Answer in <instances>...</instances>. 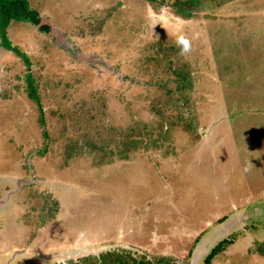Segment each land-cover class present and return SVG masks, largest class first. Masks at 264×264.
<instances>
[{"label": "rangeland", "instance_id": "obj_1", "mask_svg": "<svg viewBox=\"0 0 264 264\" xmlns=\"http://www.w3.org/2000/svg\"><path fill=\"white\" fill-rule=\"evenodd\" d=\"M28 1L50 31L8 28L27 61L0 41V264L108 251L206 264L223 239L210 264H264V0ZM181 36L190 51L172 57ZM170 62L194 77L193 128L151 112L158 82L178 91ZM100 101L117 142L66 165L73 129L53 113Z\"/></svg>", "mask_w": 264, "mask_h": 264}, {"label": "trees", "instance_id": "obj_2", "mask_svg": "<svg viewBox=\"0 0 264 264\" xmlns=\"http://www.w3.org/2000/svg\"><path fill=\"white\" fill-rule=\"evenodd\" d=\"M150 3H156V0H146ZM28 0H0V41L1 45L8 51H14L17 55L22 58L23 60L27 61V57L24 54H21L20 51L14 47L8 38L7 30L12 25L13 22L15 23H32L34 26L38 27L39 31L43 33H48L50 28L48 26L39 27L41 24V17L37 10L31 9ZM182 15L189 16L190 11H186L183 8L180 9ZM164 50V48H162ZM167 51H172L170 56H175L181 54L180 47H172L167 48ZM171 70L168 77L175 76L177 78V86L178 91L175 93L173 90H161V87H167L166 85L156 84L157 91L162 93L164 92V96L159 95L153 96L154 101L151 103V112L156 115V117L160 118V122H164L165 126L171 125V128H177V124L180 123H187L190 122V126H194L193 122L184 120L186 116L183 115L185 107H188L187 97L189 96V92L193 89L191 83L194 82V77L192 76L190 70L187 68H181L178 70L175 68L173 62H170ZM146 76V75H145ZM199 77H195V80ZM166 78V77H165ZM146 79V78H145ZM71 80V79H70ZM70 80L66 81L67 87L70 85ZM29 82V89H28V96L32 99L35 103L40 105V97L37 96L38 88L35 86L34 78L33 80L30 78ZM69 82V83H68ZM147 86L150 85V81L145 80ZM168 83L167 80L163 81ZM162 82V83H163ZM152 83V82H151ZM154 83V82H153ZM57 84V83H56ZM59 85V83H58ZM79 85V83L77 84ZM154 85V84H153ZM150 85L149 87H151ZM163 89V88H162ZM190 89V90H189ZM160 90V91H159ZM162 91V92H161ZM181 96H186L183 100L185 103L180 102L177 100L176 97L181 98ZM68 99L67 96L64 99ZM164 98V99H163ZM164 100V102H162ZM85 103V102H84ZM165 103V104H164ZM97 105L96 110L90 111L87 108H80L76 112H69L70 109L68 106L64 107L63 112L59 109L58 112H52L54 116H59L60 120L65 123L66 131H68L69 126L72 127L73 133H70L69 136L62 137L65 140L66 145L64 149V159L65 164L68 165L72 160L77 157H82L85 155L91 154H105L109 153L108 151L111 149V145L117 142V139L112 136L111 130L112 127L109 128L104 119H106V104L104 102H99ZM165 105V106H164ZM184 106V107H183ZM67 108V109H66ZM82 109V110H81ZM81 110V111H80ZM87 110V111H86ZM166 110L173 111L174 114H179L178 116L169 117V119L164 118L166 117ZM84 112L85 116L82 114ZM71 113V114H70ZM89 117V118H88ZM180 118V119H177ZM185 117V118H184ZM164 118V119H162ZM172 118V119H171ZM166 119V120H165ZM44 121V118L42 119ZM70 120L72 123H70ZM44 123V122H41ZM109 128V129H108ZM193 128V127H192ZM195 128V127H194ZM170 130V126L167 131ZM75 133V134H74ZM73 135L76 137L73 138ZM124 148L128 143L124 140ZM233 244L232 240L223 239L220 241L210 252V254L206 258V264H210L213 259L220 253H222L228 245ZM259 254L264 256V246L259 248ZM58 264H173L171 260L165 258L159 259H144V258H137L127 251L122 252H112L108 251L101 257L97 258L95 256L89 255L84 256L79 260L74 261H67V262H60Z\"/></svg>", "mask_w": 264, "mask_h": 264}, {"label": "clouds", "instance_id": "obj_3", "mask_svg": "<svg viewBox=\"0 0 264 264\" xmlns=\"http://www.w3.org/2000/svg\"><path fill=\"white\" fill-rule=\"evenodd\" d=\"M178 45L181 47V54H187L190 51L189 41L184 37H179L177 40Z\"/></svg>", "mask_w": 264, "mask_h": 264}, {"label": "flooded vegetation", "instance_id": "obj_4", "mask_svg": "<svg viewBox=\"0 0 264 264\" xmlns=\"http://www.w3.org/2000/svg\"><path fill=\"white\" fill-rule=\"evenodd\" d=\"M174 3V2H173ZM178 4V3H177ZM176 5V4H175Z\"/></svg>", "mask_w": 264, "mask_h": 264}]
</instances>
